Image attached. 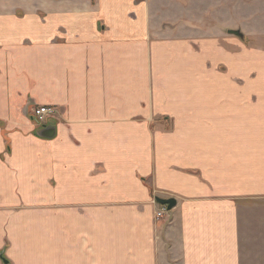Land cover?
<instances>
[{"label":"crops","instance_id":"0c3cea01","mask_svg":"<svg viewBox=\"0 0 264 264\" xmlns=\"http://www.w3.org/2000/svg\"><path fill=\"white\" fill-rule=\"evenodd\" d=\"M182 1L0 0L7 264H264V0Z\"/></svg>","mask_w":264,"mask_h":264},{"label":"built area","instance_id":"2783aa9c","mask_svg":"<svg viewBox=\"0 0 264 264\" xmlns=\"http://www.w3.org/2000/svg\"><path fill=\"white\" fill-rule=\"evenodd\" d=\"M54 114V110L49 109L47 107H38L34 109L32 115L33 119H35L38 123H42L45 119L51 117ZM155 203V201H153ZM156 204V203H155ZM157 205V204H156ZM155 220L159 221L165 217H168L169 212L166 210L165 207L158 206L155 212Z\"/></svg>","mask_w":264,"mask_h":264},{"label":"water","instance_id":"95a60500","mask_svg":"<svg viewBox=\"0 0 264 264\" xmlns=\"http://www.w3.org/2000/svg\"><path fill=\"white\" fill-rule=\"evenodd\" d=\"M228 33L230 35H234L235 37H238V38H242L243 37L242 36V33H240L239 30H236V31H228ZM154 200H155L156 204H158L159 206L166 207V210L167 211H171L176 206V201L174 199H172V198H169V199L155 198ZM3 263L4 264H7V262L4 261V260H3Z\"/></svg>","mask_w":264,"mask_h":264},{"label":"rangeland","instance_id":"374dc122","mask_svg":"<svg viewBox=\"0 0 264 264\" xmlns=\"http://www.w3.org/2000/svg\"><path fill=\"white\" fill-rule=\"evenodd\" d=\"M179 1H181L182 3H184V1H182V0H179ZM176 2H178V0H176Z\"/></svg>","mask_w":264,"mask_h":264},{"label":"trees","instance_id":"16d2710c","mask_svg":"<svg viewBox=\"0 0 264 264\" xmlns=\"http://www.w3.org/2000/svg\"><path fill=\"white\" fill-rule=\"evenodd\" d=\"M1 257H2V256H1ZM1 259H3V260L5 261L4 257H2Z\"/></svg>","mask_w":264,"mask_h":264}]
</instances>
